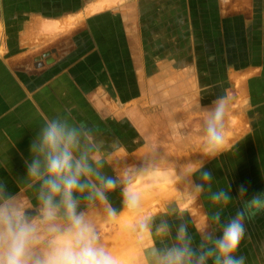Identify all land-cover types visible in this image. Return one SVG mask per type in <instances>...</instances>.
I'll list each match as a JSON object with an SVG mask.
<instances>
[{"label": "crops", "instance_id": "obj_1", "mask_svg": "<svg viewBox=\"0 0 264 264\" xmlns=\"http://www.w3.org/2000/svg\"><path fill=\"white\" fill-rule=\"evenodd\" d=\"M1 2L6 32L10 36L18 32L19 37L6 41L0 53V203L22 208L29 218L28 212L40 217L39 197L47 189L43 179L28 175L34 155L29 144L46 120L61 115L70 123L87 125L91 140L83 146L89 163L94 172L118 181L113 189H103L104 201L95 197L91 187L74 191L77 213L85 219L98 217L105 223H119L108 213L115 210L118 215L127 207L123 193L130 187L128 175L155 167L156 156L176 155L174 150L158 151L156 144L175 141L169 143V137L160 140L156 133L152 136V127H140L138 136L132 132L127 119L136 121L142 113L136 107L158 109L176 104L188 115L197 106H192L191 100L197 99L200 111L206 112L219 97L233 103L237 98L238 104L242 97L246 104L242 111L250 118V130L231 152L215 155L232 156L231 185L224 183L222 160L205 165L196 172V191L182 193L183 200L167 199L152 206L149 223L154 229L167 220L174 236L181 220L187 222L196 247L200 243L198 229L207 227L217 236L221 232L208 220L216 208L210 203L209 182L202 179L203 171L212 173V191L223 188L233 198L222 214L223 222L235 215L244 197L263 190L256 180L255 156L264 161V0ZM20 18L25 22L22 26ZM66 25L69 29L65 30ZM148 128L151 134L144 141L141 135L148 133ZM186 154L180 149L177 156ZM80 179L100 187L95 175ZM198 184L203 191H197ZM241 184L247 188L244 197H238ZM54 200L59 202L60 196ZM149 200L142 197L140 208H147ZM59 216L66 220L62 206ZM254 221H246L245 236L253 234ZM153 241L161 246L155 237ZM240 247L237 255L245 257V264H255L254 249Z\"/></svg>", "mask_w": 264, "mask_h": 264}, {"label": "clouds", "instance_id": "obj_2", "mask_svg": "<svg viewBox=\"0 0 264 264\" xmlns=\"http://www.w3.org/2000/svg\"><path fill=\"white\" fill-rule=\"evenodd\" d=\"M212 105L205 115L208 145L205 151L215 155L225 142L222 122L226 98L219 97ZM90 140L84 123H70L61 115L45 121L37 138L29 144L34 155L28 165V175L43 179V188L47 189V192L42 190L39 197L42 203L40 217L32 220L22 208L6 201L0 203V264H120L110 250L98 243L99 237L84 214L77 213L78 201L73 196L74 191L83 192L91 187L95 197L104 201L103 189L111 190L118 183L94 172L88 151L83 146ZM95 162L99 164V159L95 158ZM92 175L99 180L100 187L81 182L82 176ZM202 179L209 182V200L216 208L208 220L221 229L220 235L207 227L198 229L200 243L194 247L187 222L181 220L173 236L167 220H161L153 229L148 219L142 218L136 239L141 245L150 241L143 247L145 264H245V257L237 253L245 238L246 221L264 212V191L244 199L235 215L223 222L222 214L233 198L223 188L212 191L211 172L203 171ZM196 189L203 191V186L198 184ZM237 192L238 197H244L247 188L241 184ZM57 195L60 196L59 202L54 200ZM123 195L129 210L140 207L138 193L125 189ZM61 206L69 222L67 227L55 223ZM108 215L115 218V210H110ZM38 225L46 227L40 229ZM153 237L161 246H155Z\"/></svg>", "mask_w": 264, "mask_h": 264}, {"label": "rangeland", "instance_id": "obj_3", "mask_svg": "<svg viewBox=\"0 0 264 264\" xmlns=\"http://www.w3.org/2000/svg\"><path fill=\"white\" fill-rule=\"evenodd\" d=\"M2 2L0 0V53H2L3 48L5 46L6 41H10L14 39V35L18 39L19 33H13L10 36V33L6 32V22L5 18L2 16ZM81 20V17L78 18ZM22 18L18 22L19 25H24ZM237 102V101H236ZM231 102L226 98V110L225 116L223 120L224 122L227 121L226 118L230 122V125L233 123L238 122L236 126V130H239V134L234 138L235 141L228 145H223V148L216 151V154L223 153V152H231V149L236 146L238 141L240 140L243 133L247 130H250V118L248 117L244 110L246 108V104L244 99L241 98V102ZM193 104H197V106L192 107L191 114L183 113V109H178V105H174L168 108H164L160 106L158 109H150L147 106H137V110L140 109L138 112L141 114L136 117V121L134 122V118H132V122L128 120V125H133L132 132L137 134L136 136L140 135L139 129L140 127H152V136L155 135L158 139L166 141V138L169 137V143L175 141V144H156L158 151H166V150H174L175 156H156L158 162L156 163L155 167L147 168L138 173H132L128 175L127 182L130 184V189L133 192L139 194L140 199L143 197H149V203L147 208H137L135 210H129L127 207L121 211L120 214L116 215V221L119 223L112 222H104L103 219L98 217L94 218H87L85 219L88 223H90L97 236L99 237L98 243L104 246L106 249L110 250L113 255H115L120 264H145V257L143 252V247L147 246L150 241L146 240L144 245H141L137 239L136 235L139 230V222L142 218H147L150 221V214L153 211L151 209L152 206L158 205L161 202L167 199H181L183 200L181 194L187 190H190L191 194L194 193V184H196L195 176L196 172L203 168L205 165H215L213 162H217L218 160H222L223 171L222 174L224 175V183L231 185L232 177L231 173L233 172L234 168L232 166L231 160H233L232 156H215L205 151V148L208 146L205 140L206 137V122H205V115L206 112L210 109H207L206 112L200 111V105H198V100H191L190 102ZM231 105H233L231 107ZM180 105L179 107H181ZM213 106V105H212ZM211 106V107H212ZM174 108V110H172ZM236 108V109H235ZM148 111V112H147ZM241 111V112H240ZM241 115V118L231 114ZM230 116H229V115ZM228 115V116H227ZM137 116V115H136ZM167 116L170 117L169 121L171 125L169 126L167 122ZM189 117V121H188ZM147 118V119H146ZM248 119V120H247ZM226 120V121H225ZM239 120V121H238ZM243 122V123H242ZM243 124V125H242ZM238 125L240 126L239 129ZM137 127V128H135ZM242 128V129H241ZM150 128L147 129L148 133H144L142 139L146 141L145 137H149ZM226 126L223 127L224 136H226ZM241 129V130H240ZM172 130V131H171ZM145 132V129H144ZM174 132V134H173ZM187 134V135H185ZM131 134H129L130 136ZM182 135H185V141H182ZM155 136V137H156ZM174 136V137H173ZM151 147V146H150ZM182 149L187 152L186 156H177L179 150ZM155 156L153 158H156ZM236 157V156H235ZM163 159V160H162ZM258 158L255 156V163L257 165V170L259 172L257 181L260 182V187L264 191V187L262 183L264 182V176L262 175V169H264L261 164H264V161L259 162ZM163 161V162H162ZM220 162V161H218ZM260 165V166H259ZM217 166V165H216ZM206 167V166H205ZM213 170V169H211ZM214 171V170H213ZM245 172V169H243ZM212 174V173H211ZM214 175V172H213ZM257 176V174H256ZM263 181V182H261ZM190 184V185H189ZM196 191V190H195ZM152 195V196H151ZM193 199V198H192ZM246 199L244 197L242 200ZM32 220H38L39 216L34 215ZM254 226L255 230L253 234L245 236V239L241 242V245L249 246L253 248L255 251V264H264V214L262 212L258 213L254 217ZM252 220V219H251ZM56 224L67 227L68 221L67 219L63 220L62 218H57L55 221ZM46 226L38 225V228L43 229ZM116 233V234H115ZM119 233V234H118ZM43 234V233H42ZM115 239L112 240V237ZM113 237V238H114ZM118 237V238H117ZM121 239V241H120ZM125 241H127V248L125 249ZM240 245V246H241ZM123 249V250H122ZM241 249V247H240ZM121 251V252H119ZM142 253L141 257L136 256V254Z\"/></svg>", "mask_w": 264, "mask_h": 264}, {"label": "bare ground", "instance_id": "obj_4", "mask_svg": "<svg viewBox=\"0 0 264 264\" xmlns=\"http://www.w3.org/2000/svg\"><path fill=\"white\" fill-rule=\"evenodd\" d=\"M102 6H104V4H103ZM89 10H90V9H89ZM86 13H87V12H86ZM80 16H81V15H80ZM63 18H64V17H63ZM67 18H68V17H67ZM69 19H70V18H69ZM37 20H38V19H37ZM60 20H61V19H59V20L57 19V22H58V23H62V22H60ZM62 20H64V19H62ZM67 20H68V19H67ZM74 20H75V18H74ZM63 22H64V21H63ZM65 23H66V22H64V23H62V24L65 25ZM69 23L71 24V22H68V24H69ZM62 24H61V25H62ZM68 24H67V25H68ZM67 25L65 26V30H66V29H69V27H68L69 25H68V26H67ZM71 25H72V24H71ZM71 25H70V26H71ZM58 27H59V26H58ZM61 27L64 28V26H60V28H61ZM66 27H68V28H66ZM67 31H68V30H67ZM57 33H58V32H57ZM44 35H45V33H44ZM44 35H43V36H44ZM50 36H51V35H49V38L53 37L54 34H53V36H51V37H50ZM55 36H56V35H55ZM242 79H243V78H242ZM240 80H241V79H240ZM235 84H236V82H235ZM240 85H241V84H240ZM238 86H239V84H238ZM236 89H237V88H236ZM228 93H229V92H228ZM242 94H243V93H242ZM229 96H231V93H229ZM241 98H242V97H241ZM233 100H234V102H235V101L238 100V99L236 98V100H235V99H233ZM236 103H237V102H236ZM232 106H233V105H231V107H232ZM235 109H236V108H235ZM228 115H229V114H228ZM228 115H227V116H228ZM231 115H234V114L232 113ZM240 115L242 116V114H240ZM240 115H236V116L238 117V119H239V117L241 118ZM229 116H230V115H229ZM234 116H235V115H234ZM236 116H235V117H236ZM242 117H243V116H242ZM228 118H231V116L228 117ZM228 118H226L227 121L225 120L226 122H224V123H225L224 126H226V129H225V130H226V132H227V133H226V136H225V142H224V145H228V144H230V143L234 140V138L239 134V130L237 131V130L235 129L236 126H237V124H238V122L233 123V125H230V122L228 121V120H230V119H228ZM243 118H244V117H243ZM247 120H248V119H247ZM238 121H239V120H238ZM242 123H243V122H242ZM242 125H243V124H242ZM224 126H223V127H224ZM239 127H240V126L238 125V128H237V129H239ZM241 129H242V128H241ZM241 129H240V130H241ZM248 134H249V133H248ZM115 234H116V233H115ZM118 234H119V233H118ZM113 237H114V236H113ZM113 237H112V240L115 239V237H114V238H113ZM117 238H118V237H117ZM120 241H121V239H120ZM246 258H247V257H246Z\"/></svg>", "mask_w": 264, "mask_h": 264}, {"label": "water", "instance_id": "obj_5", "mask_svg": "<svg viewBox=\"0 0 264 264\" xmlns=\"http://www.w3.org/2000/svg\"><path fill=\"white\" fill-rule=\"evenodd\" d=\"M28 215L30 216V217H33L34 215H37L35 212H28Z\"/></svg>", "mask_w": 264, "mask_h": 264}]
</instances>
